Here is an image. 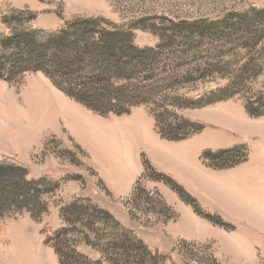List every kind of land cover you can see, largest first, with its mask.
Masks as SVG:
<instances>
[{
  "label": "rangeland",
  "instance_id": "374dc122",
  "mask_svg": "<svg viewBox=\"0 0 264 264\" xmlns=\"http://www.w3.org/2000/svg\"><path fill=\"white\" fill-rule=\"evenodd\" d=\"M9 8L37 12L40 18L36 26L47 30L59 29L64 23L62 17L65 20L102 18L126 28L133 21L143 20L142 24L151 30L134 29L130 33L132 43L139 49L152 50L162 45L161 33L169 39L175 34L174 25L212 24L215 27L206 29L210 33L206 37L212 38L213 34H219L217 26L225 19L233 16L234 22H239L245 16L249 24L260 25L261 35L256 45L248 42L252 41L247 33L249 27L244 29L245 33L240 31V26L229 30L232 35L223 39L224 45L218 49L220 54L206 38L202 42L205 44H200L201 53L212 55L211 59L200 67L181 66L177 62V71L168 75L163 87L153 88L154 99L161 102L156 105L160 112L165 108L205 127L198 137L204 150L242 145L254 157L256 149L264 146V117L250 118L243 107L245 101L264 100V14L260 13L264 12V0H0V14ZM171 39L175 45L187 43L185 36ZM163 47L150 60L156 68L175 56L171 48L164 44ZM243 62L248 65L244 67ZM214 72L217 74L211 75ZM196 76L203 77L195 82ZM232 81L236 95L229 101L201 109L180 110L173 106L184 95L188 100L195 99L209 87L222 89ZM158 94L162 97L158 98ZM3 109L11 120L13 136L29 137L36 133L40 136V127L43 128L41 140L36 141L40 143L38 148L34 146L30 153L16 157L17 160L11 158L29 170L26 179L65 182L42 198L47 212L40 220L23 212L0 222V264H59L53 247L45 243L43 230H70L64 216L71 219V205L76 199H90L136 232L151 248L170 254L177 264H264V219L256 217L264 215V179H247L255 174L251 158L244 165L223 171L208 168L201 160L204 180L200 188L182 186L149 161L156 172L170 176L199 203L206 215L201 216L170 186L145 176L137 181L131 195L115 196L100 174L99 160L73 138L64 121V115L71 114V100L43 74H30L17 88L0 81V110ZM137 109L134 113L143 114L153 126L154 120L147 109L136 107L132 112ZM129 116L101 119L107 121L111 130L124 128L122 119ZM123 145H131L132 159L137 143L129 138ZM73 240L79 253L92 261L100 258V253L91 250L78 236Z\"/></svg>",
  "mask_w": 264,
  "mask_h": 264
},
{
  "label": "trees",
  "instance_id": "16d2710c",
  "mask_svg": "<svg viewBox=\"0 0 264 264\" xmlns=\"http://www.w3.org/2000/svg\"><path fill=\"white\" fill-rule=\"evenodd\" d=\"M260 13L264 14L262 11ZM38 18L39 14L29 9L9 8L0 14V81L17 88L25 83L30 74L41 73L66 97L104 118L129 116L134 108L145 107L154 120L155 132L161 139L170 142L187 140L202 133L205 127L173 112L168 111L172 113L168 115L165 108L160 112L156 105L161 102L154 99L153 88L163 87L168 75L177 71V62L181 66L200 67L210 60L212 55L201 53L200 44H205L202 42L206 38L220 54L218 49L224 45L223 39L232 35L229 30L237 26L243 33L249 27L250 30L246 29L252 38L249 43L256 45L261 35L258 31L260 25L249 24L245 16L240 17L239 22H234L236 18L231 16L217 26L219 34H213L212 38L206 37L210 34L206 31L207 27H215L212 24L174 25L176 32L173 36H185L188 44L175 45V40L171 39L173 36L169 39L161 33L162 45H159V50H152L139 49L132 43L130 33L134 29L151 30L142 24L143 20L133 21L126 28L102 18L65 20L62 17L64 23L59 29L47 30L36 26ZM163 44L171 48L175 56L168 57L164 66L156 68L150 60L163 50ZM247 65L248 62H243L244 67ZM198 69L194 70L200 72ZM214 74L217 73L211 75ZM202 77L196 76L193 81L197 82ZM235 95L232 81L222 89L209 87L195 99L188 100L184 95L173 106L180 110L201 109L229 101ZM161 97L158 94V98ZM243 107L250 118L264 117L263 99L245 101ZM249 159V151L242 145L218 151L204 150L201 154L206 167L221 171L244 165ZM142 165V176L167 184L198 215H205L199 203L183 187L170 176L156 172L144 155ZM28 175L29 170L25 166L9 157L0 156V222L23 212L29 213L34 220H40L47 212L42 198L53 193L59 183L65 182L47 178L29 181L26 179ZM64 218L71 226L70 230H43L45 243L53 247L59 264H177L170 254L151 248L136 232L126 228L110 212L90 199L74 200L71 219ZM75 236L91 250L99 252L100 258L92 261L79 253L73 240Z\"/></svg>",
  "mask_w": 264,
  "mask_h": 264
},
{
  "label": "crops",
  "instance_id": "0c3cea01",
  "mask_svg": "<svg viewBox=\"0 0 264 264\" xmlns=\"http://www.w3.org/2000/svg\"><path fill=\"white\" fill-rule=\"evenodd\" d=\"M70 100L71 114L64 115V121L71 129L73 138L83 144L86 150L91 151L90 153L94 155L96 161L99 160L100 174L115 196L125 197L133 193L137 181L142 177L144 171L142 154L147 156L153 166L161 172L169 174L177 182H181L182 186L200 188L202 185L204 172L201 154L205 146L200 145L198 141L201 133L180 142L163 140L155 132L154 123L152 126L143 114L134 113L139 111L138 109L132 112L133 115L122 119L124 128L108 130L105 119L93 115L72 99ZM40 131V136L37 133L36 136L29 137L13 136L11 120L5 109L0 110V156L14 157L17 160L20 156L30 153L34 146L39 147L40 143L36 141L38 139L40 141L43 136L42 127H40ZM129 138L137 143V149L132 154V159H130L131 145H123V142ZM250 158L253 160L250 163H252L255 174L247 179H250L249 181L263 180L264 146L258 147L256 155L254 157L250 155Z\"/></svg>",
  "mask_w": 264,
  "mask_h": 264
},
{
  "label": "bare ground",
  "instance_id": "6f19581e",
  "mask_svg": "<svg viewBox=\"0 0 264 264\" xmlns=\"http://www.w3.org/2000/svg\"><path fill=\"white\" fill-rule=\"evenodd\" d=\"M47 92V94L49 95L50 94V92L49 91H46ZM52 93V92H51ZM49 101V100H48ZM47 101V102H48ZM53 99H52V103H53ZM86 132V131H85ZM232 207H234V208H237L238 209V206L237 205H235V204H232ZM256 217H262L263 219H264V215H261V216H256Z\"/></svg>",
  "mask_w": 264,
  "mask_h": 264
}]
</instances>
